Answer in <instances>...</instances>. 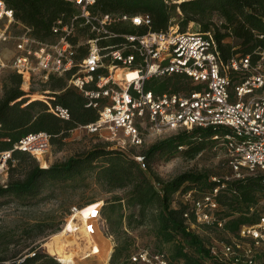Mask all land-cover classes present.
Wrapping results in <instances>:
<instances>
[{
	"label": "trees",
	"instance_id": "1",
	"mask_svg": "<svg viewBox=\"0 0 264 264\" xmlns=\"http://www.w3.org/2000/svg\"><path fill=\"white\" fill-rule=\"evenodd\" d=\"M4 1L13 10L15 20L29 28V34L42 42L55 39L52 27L57 19L69 22L73 16H78L77 7L66 0ZM176 6L181 11L180 28L184 29L188 22H194L201 31H211L219 57L224 62L231 57L246 55H250L254 62L257 58L255 51L264 49V0H184L177 5L168 4L165 0H97L91 10L116 16L149 14L152 20L150 30L166 31ZM214 16L220 18L219 25L212 24ZM83 21L79 16L74 19L75 36L71 37V41L76 45V62L88 52L86 44L77 43L81 38L91 36L89 26L83 24ZM112 29L119 33L140 34L148 30L147 27H136L122 21L115 23ZM229 37L236 41L233 43L228 40ZM118 40L113 39L110 43ZM75 70L76 67H73L63 75H49L45 82L48 88L43 89L49 90L46 93L47 101L26 96L27 92L21 88V74L8 72L1 80L0 152L11 150L7 160V175L8 170L12 172L24 161H30V164L23 170L21 178H10L6 186H0V196L13 194L19 198L35 197L48 183H64L92 173L108 192L117 189L125 191L122 196L114 195L105 200L100 210L108 233L115 238L109 264H137L130 261L134 238L129 231L140 227H147L157 243L151 251L165 254L169 264H229L222 254L223 245L233 244L235 239L240 238V228L255 223L264 213L260 205L264 199V173L227 181L216 195V214L222 220V225L216 222L197 224V231L191 230L187 221L195 223L193 214L190 213L187 219L184 213L190 212V200L211 191L216 182L197 173H183L163 180L152 172L150 166L156 154L171 156L181 151L185 157L194 158L209 143L221 142L220 139H213V135L215 132L222 134V128L183 129L156 141L140 153L144 157L145 168L135 159L137 154L112 149L102 143L94 144L78 156L47 167H41L29 152L13 149L14 144L29 132L44 131L50 135V143L57 144L70 130L97 120V109L85 107L83 94L67 83ZM236 75L232 72L229 74L233 82ZM187 80L186 75L174 73L161 79L151 78L144 85L145 89L154 92H180L197 88L188 84ZM50 104L67 107L70 118L64 120L50 112ZM14 159L17 160L16 166L12 163ZM201 230L211 239L202 234ZM166 244H170L169 253L164 250ZM251 248L256 264H264V246ZM242 250L238 249L240 255ZM0 264L65 263L40 250L34 251L33 255L8 257L1 249Z\"/></svg>",
	"mask_w": 264,
	"mask_h": 264
},
{
	"label": "built area",
	"instance_id": "2",
	"mask_svg": "<svg viewBox=\"0 0 264 264\" xmlns=\"http://www.w3.org/2000/svg\"><path fill=\"white\" fill-rule=\"evenodd\" d=\"M66 1L77 7L83 24L89 26L91 36L77 43L87 45V54L75 61L76 45L71 37L75 36L76 15L69 22L57 19L52 27L55 39L49 42L36 40L29 34V28L21 24L24 31L13 36L16 52L9 66L14 72L27 76L28 80L38 73L47 81L50 74L63 75L76 67L67 83L83 94L85 107L98 112L97 120L83 127L91 132L108 129L111 140L121 148L141 146L145 131L159 135L194 127L222 128L223 133L215 132L213 139H220L225 146L234 179L264 173V49L255 51L254 62L250 55L231 57L224 62L211 31L190 26L181 29L171 21L166 31H152L149 14H101L91 10L97 0ZM4 19L18 23L13 10L0 0V42L7 36L2 28ZM118 21L148 30L142 34L119 33L112 29ZM5 66L0 58V72ZM116 70L122 76L116 77ZM128 71H135L136 76L127 79ZM231 72L238 75L235 83L229 76ZM174 73L186 75L197 88L185 92L145 89L147 80ZM49 111L61 119L70 118L69 109L60 104H50ZM49 144L50 135L46 132H29L13 149L34 156L45 151ZM10 153L11 150L0 152V175L7 170ZM135 159L145 168L142 155H135ZM211 179L216 182L212 190L191 200L190 212L184 213L187 219L193 214L195 223L187 220L190 225L214 222L222 225L216 214V195L229 177ZM239 237L233 244L223 245L224 258L229 264H256L251 247L264 246V213L255 223L243 225ZM241 248L242 255L238 251ZM130 261L169 264L165 254L147 248L132 253Z\"/></svg>",
	"mask_w": 264,
	"mask_h": 264
},
{
	"label": "rangeland",
	"instance_id": "3",
	"mask_svg": "<svg viewBox=\"0 0 264 264\" xmlns=\"http://www.w3.org/2000/svg\"><path fill=\"white\" fill-rule=\"evenodd\" d=\"M181 1L184 0H165L166 3L175 5L179 4ZM180 12L179 7L176 6L174 16L171 18L172 23L174 22L176 25H180ZM220 21V18L216 16L212 17V24H214V26L216 24L219 25ZM187 26L191 28L198 27L194 22H188ZM2 28L6 30L7 36L5 40L0 42V58L6 66L0 72V84L3 77L8 72L13 71L9 66L16 52L15 39L13 36L21 34L24 31V27L21 23H8L5 19L2 21ZM228 40L233 43L236 41L234 38L230 37ZM22 77L23 81L21 88L27 92L26 96L28 98L31 99L32 96L34 98H41L44 101L49 100L47 97L49 93L48 89L43 91V89L48 88V86H45L46 81L42 80L41 75L38 73L34 74L29 80L27 76ZM161 78L163 77H160V79ZM187 82L192 85L189 78ZM185 91L187 90H181V92ZM179 131L180 130L167 131L159 135L145 131L143 135V144L141 146L128 147L126 145L124 148H121L114 140H111L108 129L101 128L96 132H91L83 127V125H79L70 130L68 135L63 138L60 143H50L49 147L41 152L39 157L37 153L34 154V157L41 167H47L53 163L62 162L71 157L78 156V154L90 149L91 146L97 143L107 144L109 148L122 149L128 151L130 154H140L156 141ZM119 134H121L120 130ZM227 161L228 155L225 146H223L221 142L216 141V143H209L207 147L194 158L185 157L182 155L181 151L171 156L156 154L150 166L152 172L160 176L163 180L172 179L183 173L202 174L204 177L208 178L207 180H211V177L224 178L226 176L229 177V180H234L235 177ZM29 162L24 161L19 167H15L12 172L8 170V175L6 172L7 170L2 173L0 175V186H6L10 178H21L23 176V170L28 168ZM12 163L16 166L17 160L14 159ZM124 193V189L108 192L103 183L96 180L92 173H88V175L77 177L74 180H68L64 183L59 181L48 183L35 197L19 198L13 194L0 196V250L3 249L4 254L8 257L14 255L19 257L25 254L33 255L34 251L37 250L48 253L46 250V243L51 242L54 235L63 230L70 218L74 224H78L80 222L79 217L81 213L95 209L94 220L96 230L103 244L111 249L110 254L106 261L103 260L104 256H99L100 254L85 256L79 260V264H109L110 257L115 247V238L108 233L106 222L103 220L100 210L105 200L114 195L122 196ZM194 193L196 195L198 194L196 191ZM260 205L264 208V199L260 201ZM189 228L199 231L197 224L190 225ZM201 233L207 237L209 236L202 230ZM129 234L134 238V245L131 249L132 253L143 248L151 250L157 245L152 233L148 231L147 227L130 230ZM70 235L71 233L68 232L60 237L59 240L62 238V243L69 245L67 239L71 238ZM164 250L169 253L170 244H166ZM48 254L51 255L50 253ZM51 256L58 259L55 255Z\"/></svg>",
	"mask_w": 264,
	"mask_h": 264
},
{
	"label": "bare ground",
	"instance_id": "4",
	"mask_svg": "<svg viewBox=\"0 0 264 264\" xmlns=\"http://www.w3.org/2000/svg\"><path fill=\"white\" fill-rule=\"evenodd\" d=\"M115 76L120 77L122 74L119 70H116ZM135 76V71L126 72L127 79L134 78ZM37 154L39 157L41 153L37 152ZM89 211L81 213V216L79 215L80 222L78 224H74L70 218L63 230L56 234L54 233L55 235L53 240L49 243H46L47 252L51 255H55L61 262L65 264H79V260L82 257L95 254H100L99 256L101 257L104 256L103 260L106 261L109 257L111 249L107 245L103 244V241H101L98 236L94 220L95 209H91V211ZM68 232L71 233V238L67 239L69 245H65L62 243V238L60 240L59 238Z\"/></svg>",
	"mask_w": 264,
	"mask_h": 264
},
{
	"label": "crops",
	"instance_id": "5",
	"mask_svg": "<svg viewBox=\"0 0 264 264\" xmlns=\"http://www.w3.org/2000/svg\"><path fill=\"white\" fill-rule=\"evenodd\" d=\"M236 77H238V75H236ZM237 81H238V79L234 77V83L237 82ZM48 91H49V90H48ZM230 91L232 92V86H231V88H230Z\"/></svg>",
	"mask_w": 264,
	"mask_h": 264
}]
</instances>
